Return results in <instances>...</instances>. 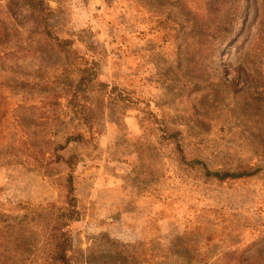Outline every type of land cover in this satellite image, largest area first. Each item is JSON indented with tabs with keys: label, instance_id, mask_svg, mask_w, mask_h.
Here are the masks:
<instances>
[{
	"label": "rangeland",
	"instance_id": "obj_1",
	"mask_svg": "<svg viewBox=\"0 0 264 264\" xmlns=\"http://www.w3.org/2000/svg\"><path fill=\"white\" fill-rule=\"evenodd\" d=\"M47 1L61 48L0 0V264H264V0Z\"/></svg>",
	"mask_w": 264,
	"mask_h": 264
},
{
	"label": "trees",
	"instance_id": "obj_2",
	"mask_svg": "<svg viewBox=\"0 0 264 264\" xmlns=\"http://www.w3.org/2000/svg\"><path fill=\"white\" fill-rule=\"evenodd\" d=\"M20 1V0H18ZM34 2V8H35V12L37 14V18H38V23H39V27H38V32L40 36L45 37L46 39H50L53 40L54 42H56L55 46L56 47H63L66 46V43L64 42H60L57 39L53 38L50 31H49V19L51 16V9L48 7L47 5V0H32ZM52 45H54V43H52ZM52 45H48V46H52ZM47 47V46H46ZM32 46H30L29 48H17V49H13L10 50V53H19V52H28L29 50H32ZM84 71V70H83ZM93 81L92 78H90L88 73H85L81 76V79L79 80V82L76 84V86H82V87H86L87 83ZM86 82L85 85H83L82 83ZM82 84V85H81ZM58 160V157H57ZM60 161V159H59ZM217 179L219 180H223L225 178H241L244 176V174H224V175H219V174H215L214 175ZM68 184V188L70 189L69 191H71V181L68 180L67 181ZM60 239L61 241L58 242L56 244L55 247V260L57 261L58 264H69V259H68V252H69V248H71V243L67 237V234L63 231L60 234Z\"/></svg>",
	"mask_w": 264,
	"mask_h": 264
}]
</instances>
